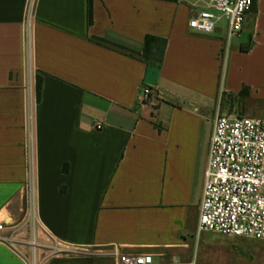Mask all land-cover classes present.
Returning <instances> with one entry per match:
<instances>
[{"label": "crops", "instance_id": "1", "mask_svg": "<svg viewBox=\"0 0 264 264\" xmlns=\"http://www.w3.org/2000/svg\"><path fill=\"white\" fill-rule=\"evenodd\" d=\"M195 4L94 0L88 26V0H0V215L14 224L0 237L55 240L96 264H114L118 249L210 264L216 234L198 220L214 119L224 97L259 88L264 0L240 39L225 21L191 31ZM148 35L168 41L160 69L142 61ZM143 87L154 105L138 103ZM31 175L35 233L24 221ZM244 239L247 264H264V242ZM0 264L27 263L0 241Z\"/></svg>", "mask_w": 264, "mask_h": 264}, {"label": "built area", "instance_id": "2", "mask_svg": "<svg viewBox=\"0 0 264 264\" xmlns=\"http://www.w3.org/2000/svg\"><path fill=\"white\" fill-rule=\"evenodd\" d=\"M35 0H28L30 6ZM197 14L189 20L188 27L200 35H211L222 21L227 23L230 39H240L244 25L251 14L254 0H196ZM138 103L154 105L151 88L143 87ZM85 130H102L100 123H81ZM31 193L24 210L25 224L35 233L43 230L38 220L33 201V179L30 178ZM13 222L0 221V232L13 227ZM199 233H212L234 238H247L264 242V119L239 117L219 113L214 119L206 182L198 220ZM18 235L0 237L27 264H47L43 258L45 248L32 237L29 242L19 240ZM50 247L64 250L55 240ZM23 246L32 249L27 257L20 250ZM114 264H162L150 253L122 252L117 250Z\"/></svg>", "mask_w": 264, "mask_h": 264}, {"label": "rangeland", "instance_id": "3", "mask_svg": "<svg viewBox=\"0 0 264 264\" xmlns=\"http://www.w3.org/2000/svg\"><path fill=\"white\" fill-rule=\"evenodd\" d=\"M195 2L196 0H188ZM258 90L252 91L248 97L239 101L237 98L226 96L222 99L221 113L239 117L264 119V75L259 80ZM30 193V192H29ZM31 194V193H30ZM11 221L10 218L0 215V221ZM12 222V221H11ZM244 238H234L223 235H211L212 246L207 250L210 264H247L251 259L244 250ZM49 262L69 264H96L97 260H88L78 257L70 250H53L48 248L42 253ZM203 257H201L202 260Z\"/></svg>", "mask_w": 264, "mask_h": 264}, {"label": "trees", "instance_id": "4", "mask_svg": "<svg viewBox=\"0 0 264 264\" xmlns=\"http://www.w3.org/2000/svg\"><path fill=\"white\" fill-rule=\"evenodd\" d=\"M93 1L94 0H88V10H87L88 26H91L93 24ZM253 10H255L254 6L252 11ZM96 42L102 44L104 41H102L101 39H96ZM167 44L168 41L165 38L155 37L151 35L146 36L144 40L143 52L141 54L142 61L147 65L154 66L160 69L164 60ZM41 84H42V78L38 77L36 82L38 100L40 99ZM249 94H250V89L248 87H244L239 94H237L236 96L229 95V97H234L237 98L239 101H242L246 97H248Z\"/></svg>", "mask_w": 264, "mask_h": 264}]
</instances>
